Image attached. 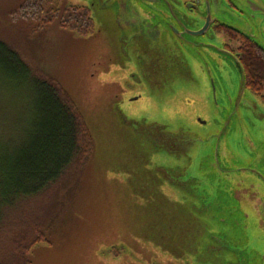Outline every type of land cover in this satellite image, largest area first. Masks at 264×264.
<instances>
[{
  "label": "rangeland",
  "instance_id": "rangeland-1",
  "mask_svg": "<svg viewBox=\"0 0 264 264\" xmlns=\"http://www.w3.org/2000/svg\"><path fill=\"white\" fill-rule=\"evenodd\" d=\"M24 1L0 0V41L31 72L52 78L67 92L89 129L93 153L72 194L63 192L71 180H62L7 209L0 257L10 259L17 246L24 248L41 235L23 264L241 262V239L230 240L240 230L257 234V218L237 209L231 195L228 207L201 202V186L175 172V155L154 148L145 136L153 124L173 133L187 131L188 121L199 117L207 123L203 136H222L227 142L231 169L264 172V105L241 90L234 57L205 35L195 38V47H177L182 70L178 61L167 62L171 75L158 83L146 77L126 80L121 62L125 70L132 68L121 59L115 23L98 0L45 2L36 20L17 13ZM76 7L88 8L94 22L86 37L59 26L66 10ZM224 22L250 30L247 23ZM12 80L0 71L1 142L18 139L32 104L16 86L24 84ZM160 156L168 163L161 164ZM20 257L15 253L9 262Z\"/></svg>",
  "mask_w": 264,
  "mask_h": 264
},
{
  "label": "flooded vegetation",
  "instance_id": "flooded-vegetation-1",
  "mask_svg": "<svg viewBox=\"0 0 264 264\" xmlns=\"http://www.w3.org/2000/svg\"><path fill=\"white\" fill-rule=\"evenodd\" d=\"M130 1H132L130 9L125 5V1L121 3L124 4V15L134 16L136 18L135 21L138 20V16L146 20L148 15L150 24L144 27L139 26V24L129 25L127 23L125 25L114 26V34L118 39V44L121 42L127 43L134 49L133 51L130 50L129 54L127 53V51H129L128 49H125V52H123L121 48L119 49L121 59L132 68V70H125L121 62L120 68L126 80L135 78L136 80L142 81V77H169L171 75L170 69L167 66L164 67L167 62L173 63L178 61L180 70H182L183 66L181 65L183 63L179 59L177 47L182 49L195 47L194 45H199L195 38H204L205 35L210 37L214 43L218 42L219 45L216 44L226 54L233 56L240 64L242 61V50L245 48H255L264 55L256 40L252 37L256 35L257 32L259 33L256 27L253 26V23L255 21L257 22L258 19L256 15H259V20L262 25L260 28L261 32L264 29V0ZM120 5L119 8L121 9ZM123 12H121V14ZM226 14L231 17L226 16ZM228 18L236 22L249 24L250 30L244 31L241 28L235 27L237 28L235 31L227 27L224 21ZM102 33L103 32H101V34ZM260 36L264 37L263 34H260ZM143 62H148L150 64L147 73L139 72L136 67V63ZM197 68L199 70L200 66H197ZM200 72L202 78L208 77L206 72L201 70ZM212 93H214V87ZM258 98L264 105L262 99L260 97ZM136 99L137 98H133L131 100ZM188 122L187 127H189V129L187 131L181 130L182 128H180V130L177 129V134L179 135L178 140L191 139L187 138V132L196 133L195 135L198 134V137L194 138L196 143H198L194 148L197 154H195L196 157L194 161L191 162H188L185 156L178 157L175 155V162L177 164L174 166L178 167L175 172H216V175L212 177L213 179L210 182L200 177L196 178L195 182L201 186V189L207 188L206 190L208 191V186L212 188V194L208 192L205 195L206 200H201V202L218 203L228 207L231 203L228 196L231 195L233 199L232 204H235L237 209L244 210V215H248L250 209H256L257 205L264 208V201L260 200L264 197V172H257L252 168L239 169L235 167L231 169V165H229L230 163L228 162L230 149L227 142H224V138H222V136H203L201 133H203L207 123L199 117L194 121L190 120ZM166 127L167 126L164 127L153 124L146 132L147 136L152 133L166 134V131L169 132ZM146 139L148 143H152L154 148L157 149V147H159L162 149L158 139L154 137H146ZM172 142L174 143L175 140ZM180 148L184 152L186 150H191L188 146ZM168 160V157L163 158V156H160L161 164H167ZM218 165L229 168L228 171L231 172H217ZM215 186H217V188H215ZM253 215L257 218V225L255 227L257 234L253 232L249 234L246 230H240L230 242L237 241L238 239L264 240V217L261 216L260 212H254ZM239 258L242 261L238 264H264L263 259L244 257L243 254H241Z\"/></svg>",
  "mask_w": 264,
  "mask_h": 264
},
{
  "label": "trees",
  "instance_id": "trees-1",
  "mask_svg": "<svg viewBox=\"0 0 264 264\" xmlns=\"http://www.w3.org/2000/svg\"><path fill=\"white\" fill-rule=\"evenodd\" d=\"M50 1L25 0L17 13L22 19L36 20L45 2ZM70 9L59 22L60 28L81 37L90 35L94 22L89 9ZM241 57L246 89L264 102V55L249 47L242 50ZM0 71L12 76L15 85L18 82L24 84L22 89L16 86L25 100L32 101L31 108L27 109L25 126L17 134L20 133L18 139L0 141L1 226L7 209L39 196L62 180H71L72 189L63 192L72 194L92 156L93 144L84 118L67 92L52 78L31 72L20 56L1 41ZM40 236L34 237L26 247L17 246L13 250L12 255L21 256L20 262H9L11 255L10 259L0 257V264H23V256H29L42 242Z\"/></svg>",
  "mask_w": 264,
  "mask_h": 264
},
{
  "label": "water",
  "instance_id": "water-1",
  "mask_svg": "<svg viewBox=\"0 0 264 264\" xmlns=\"http://www.w3.org/2000/svg\"><path fill=\"white\" fill-rule=\"evenodd\" d=\"M125 1V5L130 9L131 8V2L130 0H98V6L101 10H103V12H108V14L112 17L113 22L115 23L116 26H120V25H125L127 24H139V26H146L148 24H150V20H149V16L147 15L146 20H143L140 16H138V20L135 21V17L134 16H130V15H124V4H121ZM127 2V3H126ZM121 4V5H120ZM119 5L121 7V9L119 8ZM119 8V9H118ZM121 12H123L121 14ZM258 17L257 22L255 21L253 23V26L256 27L257 31H259V33L257 32L256 35L252 36L256 42L258 43L261 51L264 53V37H261L260 34H263L264 36V29L261 32L260 28L262 27L260 20H259V15H256ZM261 18V17H260ZM226 25V23H225ZM227 27L233 29V30H237V28H234L226 25ZM142 28V27H139ZM138 28V29H139ZM138 34V33H137ZM117 36V33H116ZM119 47L121 48V50L123 52H125V49L128 50H134L132 46H129L127 43H119ZM236 60V59H235ZM236 68L240 74V78H241V90L243 91L244 89L246 90V82H245V74L243 71V68L241 66V64L236 60ZM167 66V64L164 65V67ZM136 67L138 68L139 72H143V73H147L148 69L150 68V64L148 62H143V63H136ZM148 67V68H147ZM161 67V66H159ZM157 67V68H159ZM171 70V69H170ZM150 80L151 83H158L159 79L163 80V78H148ZM170 132V131H169ZM168 131H166V134H156V133H152L150 135L147 136V133L145 134L146 137H154L155 139H158L159 145L162 148V150L167 151L169 154H173V155H177L179 156H185L188 162L194 161L195 159V154H197V151H194V148L198 145V143H196V141L194 140V138H197L198 136L195 135L194 133H189L187 132V138H191V139H185V140H178V134L177 133H173ZM207 137H214V136H207ZM175 142L173 143L172 141ZM178 141V142H177ZM163 145V146H161ZM167 145V146H166ZM189 147V149L191 150H186L185 152L180 148V147ZM166 149V150H165ZM220 170L219 165H218V171ZM217 171V172H218ZM164 177H166L167 172H160ZM186 177L189 179L190 184H192L193 182H195L196 178L200 177L202 179L207 180L208 182H210L213 178L214 175H216V172H184ZM207 189V188H206ZM205 188L201 189V194L203 195L204 199L202 200H206L205 199V195L209 192L212 194L211 192V188L210 186L208 187V191ZM261 201H264V197H262L260 199ZM260 212L261 216L264 217V208H261L260 205H257L256 209H250L249 212L254 213V212ZM263 229V228H262ZM264 232V231H263ZM241 252L240 254H243L244 257H255L257 259H263L264 260V240H253V239H245L242 240L241 239Z\"/></svg>",
  "mask_w": 264,
  "mask_h": 264
}]
</instances>
